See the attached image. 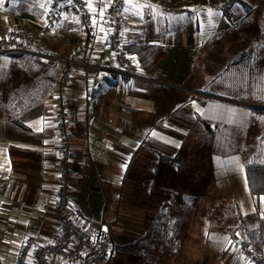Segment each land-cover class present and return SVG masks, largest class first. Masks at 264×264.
<instances>
[{
    "label": "crops",
    "instance_id": "0c3cea01",
    "mask_svg": "<svg viewBox=\"0 0 264 264\" xmlns=\"http://www.w3.org/2000/svg\"><path fill=\"white\" fill-rule=\"evenodd\" d=\"M89 1L94 31L88 39H84V28L74 16H68L54 30L44 31L49 0H4L0 5V37L14 28L27 29L34 34L26 43L33 55L51 56L62 62L52 92L21 115L24 126L10 121L0 105V264H16L27 237L47 243L59 234L55 198L59 182L58 162L65 148L58 139L56 115L61 109L67 113V127L73 134L69 146L75 153L72 163L75 175L69 198L71 205L81 210L78 221L84 228L99 233L96 226H100L99 234H114L113 244L125 243L123 233L127 224H123L124 218L139 215V235L131 240L134 241L147 233L154 214L163 203L171 202L175 204V217L183 241L181 249L178 252L175 249L149 252L139 256V260H152L156 264H251L235 242L242 236L238 209L252 226L259 225L264 232V196L251 195L245 161L240 164L244 170L240 179L221 174L211 193L213 198H220L230 205V218L236 220L235 226L233 223L236 228L233 229L231 223L218 229L207 240L201 254H183L182 229L186 224L178 211L181 204L166 195L172 194L177 187L161 183L169 182L166 178L169 173H185L188 165L201 163L200 156L187 164L178 156L167 154L178 152L182 146L178 134L196 135L202 130L213 133L218 124H223L224 117L232 124H240L251 111L238 103L225 110L229 103L215 98H198L190 101L194 109L182 108L175 119L166 118L172 108L170 98L173 93L169 90L175 87L186 90V87L154 69L168 58L171 45L178 42L185 46L188 42L186 32L179 30L181 16L154 15L157 6L154 0L125 1L122 20L125 45L151 43L167 47L166 56L148 69H141L137 56L133 55L138 72L144 77L134 81L114 73L117 65L107 43L106 9L110 0ZM87 41L90 48L85 55L82 49ZM13 54L0 55V59L11 57L5 64L0 62V100L6 99L11 86L31 80L35 74L28 64H19ZM41 63L46 64L47 60L43 58ZM67 67L71 69V81L61 90L60 77ZM103 76L107 79L103 80ZM91 86H98L99 90L94 104H89L87 99ZM153 88L155 93H151ZM146 92L151 97L146 99ZM206 107L219 108L221 120L216 119L214 124L207 119L203 115ZM201 119L210 123L211 131ZM251 121L253 126L256 125L253 114ZM145 133L159 145V150H163L156 157L149 156L154 152L150 149L155 150V147L143 143ZM160 155L177 157L183 165L179 168L161 162ZM224 161L226 164L227 160ZM193 170L200 175L198 167ZM187 180H193L192 175ZM183 188H178L183 197L181 200L198 199V186L186 183ZM126 197L139 198V209L129 208ZM200 212L206 213L205 210ZM219 214L222 215L221 211ZM188 216L192 217V212ZM230 229L236 233H231ZM51 264H60V261L53 259Z\"/></svg>",
    "mask_w": 264,
    "mask_h": 264
},
{
    "label": "rangeland",
    "instance_id": "374dc122",
    "mask_svg": "<svg viewBox=\"0 0 264 264\" xmlns=\"http://www.w3.org/2000/svg\"><path fill=\"white\" fill-rule=\"evenodd\" d=\"M154 1L157 3L153 10L154 15L162 16L169 13L172 16H181L179 30L186 32L188 40L185 46L178 42L171 45L168 58L154 69L157 73L172 78L186 87V90L176 87L169 90L173 93L170 98L172 108L171 114L167 113L166 118L175 119L179 114L178 110L182 108L194 109L190 101L198 98L206 100L215 98L224 104L229 103L230 106H225V110L236 106L237 103L248 107L264 101V0L234 1L229 6L227 4L228 8L224 7L226 0ZM244 2L253 6L252 14H247L242 5ZM249 49L251 51L247 57L248 61L238 63V56ZM10 60L11 57L2 56L0 62L5 64ZM155 91L154 89L151 93ZM147 94L146 92V96L144 95L146 99L151 97V94L150 96ZM203 115L214 124L216 119L222 118L219 115V108L214 107L204 108ZM247 115L240 124H232L228 117H224L223 124H218L213 133L202 130L196 135L178 134L182 146L177 149L178 152L167 153L178 156L187 164L193 163L196 156L201 157V163L197 166L188 165L185 173L182 171L176 175L169 173L166 175L169 182L166 180L161 182L163 185L170 183L177 187L172 194L166 195L177 203L179 200L181 204V210L178 211H181L180 218L186 224L182 229L184 255L203 253L207 240L211 239L218 229H224L231 223L233 229L236 228L234 227L236 220L230 218V205L226 201H220V198L219 200L213 198L211 193L215 180L221 174L240 179L244 174L241 162L264 155V128L255 124L253 126L252 113ZM146 136L148 134H143L144 139L146 138L143 143L155 147V150L150 149L154 152L153 154L150 152L149 156L156 157V154L163 150H159L160 148H157L159 145ZM224 160H227L226 164ZM221 161L223 164H220ZM195 167L199 168L200 175L194 172ZM215 173L218 175L214 177ZM191 175L193 180H187ZM186 183L198 186L197 191H200V194L196 201L193 198L191 201L181 200L183 197L179 194L181 192L178 188L184 189ZM192 189L195 188H189ZM125 201H128L129 208L139 209V198L126 197ZM200 210H205L206 213ZM220 211L222 215L219 214ZM191 212L192 217H189L188 213ZM123 224H127L123 240L125 243L131 242L139 235V215L138 217L126 215ZM96 229L99 233L102 230L100 226H96ZM88 230L95 233L90 228ZM102 233L105 238L115 241L112 232ZM104 264H156V262L139 260L138 255L117 251L112 253Z\"/></svg>",
    "mask_w": 264,
    "mask_h": 264
},
{
    "label": "built area",
    "instance_id": "2783aa9c",
    "mask_svg": "<svg viewBox=\"0 0 264 264\" xmlns=\"http://www.w3.org/2000/svg\"><path fill=\"white\" fill-rule=\"evenodd\" d=\"M126 0H110L106 9L107 43L112 51L117 68L114 73L122 78L137 81L144 78L138 72L137 62L125 48L122 37V20ZM68 16L78 18L89 34L94 31L93 12L89 0H49L44 15V31L50 32ZM34 34L24 28H14L0 37V55L13 53H33L26 43ZM90 42L83 45V53L88 54ZM71 69L67 67L60 77V88L67 86ZM107 76H103L106 80ZM98 86H91L87 92L89 104H94L98 95ZM58 139L64 144V151L58 162L59 182L55 198V211L59 223L58 236L47 243H39L32 236L25 239L16 264H51L53 259L60 264H104L112 255L113 245L102 234L90 232L78 221L82 212L70 202L71 180L75 175L72 163L75 157L70 148L73 134L67 127V113L61 109L57 115ZM234 233L233 229H230ZM236 246L251 264H264V250L258 252L242 236H238Z\"/></svg>",
    "mask_w": 264,
    "mask_h": 264
},
{
    "label": "trees",
    "instance_id": "16d2710c",
    "mask_svg": "<svg viewBox=\"0 0 264 264\" xmlns=\"http://www.w3.org/2000/svg\"><path fill=\"white\" fill-rule=\"evenodd\" d=\"M234 1L238 2L240 0H226L224 7L228 8ZM242 5L248 15L254 12V8L250 4L244 2ZM82 31L84 32V39H88L90 35L88 31L86 29H82ZM125 48L130 54L137 56L141 69L152 67L167 54V47L161 44L132 43L126 45ZM250 51L251 49L243 51L238 56V63L247 62ZM13 55L18 59L19 64H28L35 74L31 76V80L23 81L17 86H11L6 99L0 100V105L5 109L7 118L10 121L24 126L21 122V115L35 107L46 95L52 92L59 77V65L62 62L57 58L41 54L15 53ZM43 58L47 60L46 64L41 63ZM247 108L254 115L256 125L264 128V101ZM201 120L207 129L211 131L210 123L204 119ZM160 161L179 168L183 165L182 161L174 156L160 155ZM245 172L251 195L264 196V155L248 158L245 161ZM174 205L171 202L163 203L161 208L154 214L146 234L128 243L113 244L112 253L120 251L144 256L149 252L158 250L175 249L178 252L182 247L183 241L178 220L175 217ZM238 218L242 237L254 250L262 252L264 250V232L262 227L259 225L252 226L240 209H238Z\"/></svg>",
    "mask_w": 264,
    "mask_h": 264
},
{
    "label": "snow or ice",
    "instance_id": "6c2138e0",
    "mask_svg": "<svg viewBox=\"0 0 264 264\" xmlns=\"http://www.w3.org/2000/svg\"><path fill=\"white\" fill-rule=\"evenodd\" d=\"M4 0H0V5H3ZM43 6V5H42ZM153 135H157L156 133H152Z\"/></svg>",
    "mask_w": 264,
    "mask_h": 264
}]
</instances>
